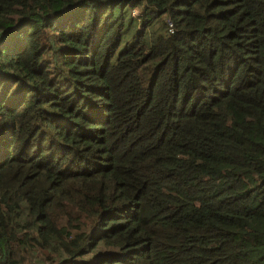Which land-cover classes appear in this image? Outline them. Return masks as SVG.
<instances>
[{"label": "trees", "instance_id": "1", "mask_svg": "<svg viewBox=\"0 0 264 264\" xmlns=\"http://www.w3.org/2000/svg\"><path fill=\"white\" fill-rule=\"evenodd\" d=\"M33 247L264 264V0H0V264Z\"/></svg>", "mask_w": 264, "mask_h": 264}, {"label": "rangeland", "instance_id": "2", "mask_svg": "<svg viewBox=\"0 0 264 264\" xmlns=\"http://www.w3.org/2000/svg\"><path fill=\"white\" fill-rule=\"evenodd\" d=\"M135 10H133V13ZM33 252H35V256L26 257L24 264H64V260L66 259V255L64 253H52L48 250H44L41 248L33 247ZM26 256V254H22Z\"/></svg>", "mask_w": 264, "mask_h": 264}]
</instances>
